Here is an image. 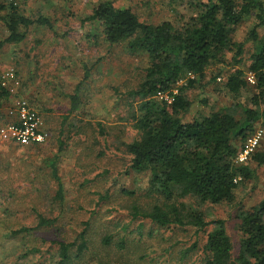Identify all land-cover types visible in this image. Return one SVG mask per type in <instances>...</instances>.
Masks as SVG:
<instances>
[{
    "label": "rangeland",
    "instance_id": "obj_1",
    "mask_svg": "<svg viewBox=\"0 0 264 264\" xmlns=\"http://www.w3.org/2000/svg\"><path fill=\"white\" fill-rule=\"evenodd\" d=\"M105 1L130 7L142 22L152 24L165 20L188 21L197 12L190 7L195 0L18 2L21 14L47 17L52 27L36 23L27 29L23 42L4 43L0 48V75L13 71L22 77L27 89H31L25 100L29 103L34 99L44 111L43 126L50 129V136L44 143H16L0 149V264H55L59 258L57 240L73 242L85 222L89 250L77 264H179L182 249L189 248L196 239L195 229L189 226L160 231L146 221L142 232L131 231L139 222L122 228L132 204L149 201L143 196L149 187V174L129 170L131 155L126 147L138 135L133 125L138 101L129 92L144 79L149 56L140 50L133 51L127 41L108 42L98 24L84 22ZM5 13L0 11V17ZM257 23V18L251 16L233 35L235 41L244 44L241 56H235L236 47L227 51L225 62L211 65L206 78L189 89L193 104L188 118H201L212 109L238 104L255 107L252 97L257 90L252 84L256 80L254 76V81L249 79L253 74L247 70L255 47L251 31L256 27L259 36H264V27ZM8 35L9 30L0 18V43ZM237 68L247 71L246 77L252 84L234 95L226 88L225 81ZM219 72L215 80L213 76ZM72 95L79 96L75 111L71 110ZM261 130L264 133V117L247 139ZM247 139L237 143L240 151ZM256 151H264V134ZM53 158L58 161L64 186L63 202L57 199L58 183L50 165ZM245 163L251 164L254 175L240 185L232 203L201 205L207 220H225L234 251H238L241 237L239 212L264 198V164L250 158ZM123 190L136 193L128 196ZM39 213L58 221L49 228L12 233L24 226H35ZM154 230L155 235L151 236ZM109 231L127 235L128 246L131 240L137 242L143 237L146 252L137 243L122 250L124 255L114 245L105 247L102 237ZM200 234L203 236V232ZM143 253L150 256L138 260Z\"/></svg>",
    "mask_w": 264,
    "mask_h": 264
},
{
    "label": "trees",
    "instance_id": "obj_2",
    "mask_svg": "<svg viewBox=\"0 0 264 264\" xmlns=\"http://www.w3.org/2000/svg\"><path fill=\"white\" fill-rule=\"evenodd\" d=\"M190 7L197 12L188 21L165 20L152 24L142 22L130 7L105 1L84 19V22L98 24L108 42L127 41L133 51L140 50L149 56L144 79L129 92V96L138 101L133 111V125L138 135L126 144L131 155L129 170L149 174V187L143 195L149 201L134 202L122 228L139 222L131 231L142 232L146 221L160 231L194 228L196 239L189 248L182 249L179 264H264V198L238 214L241 233L238 251H234L225 220H207L201 210L204 203H232L240 185L254 175L251 164L239 163L236 157L240 152L237 143L246 140L255 124L264 117V36H259L256 27L250 34L255 47L247 70L254 75L255 84L248 80L247 71L242 68L230 73L225 81L226 88L234 95L254 85L257 92L252 103L255 107L238 104L212 109L201 118H188L193 104L189 89L206 78L211 65L224 63L227 51L236 47L235 56L243 54L244 44L235 41L233 35L251 16L257 18L258 26L264 27V0H195ZM0 11L6 12L0 18L9 30L0 48L4 43L24 41L27 29L33 24L52 27L47 17H27L19 12L18 5L5 0H0ZM220 74L213 78L216 80ZM159 92L169 93L171 99H160ZM11 96L12 93L0 84V99ZM78 97L71 96L72 111L79 107ZM250 160L264 164V151H256ZM57 162L53 158L50 165L58 183L57 199L63 202L64 186ZM135 193L123 190L128 196ZM57 221V218L39 213L35 226H24L12 233L49 228ZM84 224L73 242L57 240L59 258L55 264H77V260L81 262L87 256L88 223ZM110 231L102 237L105 247L114 245L118 253L124 255L122 250L137 243L146 252L143 237L137 242L131 240L128 246L127 235ZM150 235L154 236L155 230ZM34 250H38L37 247ZM149 256L143 253L138 260Z\"/></svg>",
    "mask_w": 264,
    "mask_h": 264
},
{
    "label": "built area",
    "instance_id": "obj_3",
    "mask_svg": "<svg viewBox=\"0 0 264 264\" xmlns=\"http://www.w3.org/2000/svg\"><path fill=\"white\" fill-rule=\"evenodd\" d=\"M8 3L18 4L20 0H5ZM253 76L249 79L254 81ZM2 85L7 87L12 93L16 90L11 84H19V79L13 71L2 76ZM175 93L177 90L174 91ZM160 99L170 100L171 96L167 92H159ZM10 109V115L14 117L12 121L0 127V141L12 140L19 144L27 145L31 143H44L50 136L49 130L43 126V120L40 113L32 107L25 98L17 96ZM263 131H258L255 135L249 137L239 152L236 161L245 163L256 151L263 137Z\"/></svg>",
    "mask_w": 264,
    "mask_h": 264
},
{
    "label": "crops",
    "instance_id": "obj_4",
    "mask_svg": "<svg viewBox=\"0 0 264 264\" xmlns=\"http://www.w3.org/2000/svg\"><path fill=\"white\" fill-rule=\"evenodd\" d=\"M21 42H23V41H21ZM21 42H15V43L19 44ZM2 76L3 75H0V84H2L1 83ZM17 77L19 79V84H15V83L14 84H11V87H13L16 91L12 93L7 87H5V88H7L12 93V96L10 98H1L0 99V127L2 125L6 124L7 122L12 121L14 119V117L10 115V109L13 106L12 104H13L14 99L17 96H22L24 98H27L26 97V94L28 95L29 92H31V89L28 90L26 83L22 81L23 80L22 77H20L19 75H17ZM31 100H29L30 101L29 104L32 107H34L40 113V116L42 117V120L44 121V119H46L45 114H44V111L43 110H40V108L37 107V105L35 104L34 99H31ZM46 129H47V127H46ZM49 131H50V129H49ZM16 143L17 142H14L12 140H6V141L1 140V142H0V149L4 145L5 146L6 145L8 146V145H12V144L14 145Z\"/></svg>",
    "mask_w": 264,
    "mask_h": 264
}]
</instances>
